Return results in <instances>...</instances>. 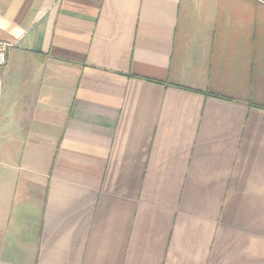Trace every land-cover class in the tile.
Wrapping results in <instances>:
<instances>
[{
  "label": "crops",
  "instance_id": "obj_1",
  "mask_svg": "<svg viewBox=\"0 0 264 264\" xmlns=\"http://www.w3.org/2000/svg\"><path fill=\"white\" fill-rule=\"evenodd\" d=\"M0 264H264L262 0H0Z\"/></svg>",
  "mask_w": 264,
  "mask_h": 264
},
{
  "label": "built area",
  "instance_id": "obj_2",
  "mask_svg": "<svg viewBox=\"0 0 264 264\" xmlns=\"http://www.w3.org/2000/svg\"><path fill=\"white\" fill-rule=\"evenodd\" d=\"M10 47L9 44L0 42V103H1V97H2V69L6 65V59H7V49Z\"/></svg>",
  "mask_w": 264,
  "mask_h": 264
},
{
  "label": "trees",
  "instance_id": "obj_3",
  "mask_svg": "<svg viewBox=\"0 0 264 264\" xmlns=\"http://www.w3.org/2000/svg\"><path fill=\"white\" fill-rule=\"evenodd\" d=\"M264 2V0H262Z\"/></svg>",
  "mask_w": 264,
  "mask_h": 264
}]
</instances>
